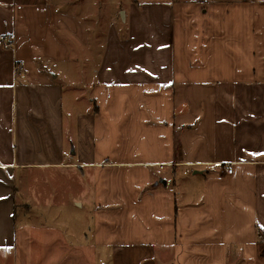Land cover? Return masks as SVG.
Here are the masks:
<instances>
[{
	"label": "crops",
	"instance_id": "crops-1",
	"mask_svg": "<svg viewBox=\"0 0 264 264\" xmlns=\"http://www.w3.org/2000/svg\"><path fill=\"white\" fill-rule=\"evenodd\" d=\"M119 5L0 0V264H264V0Z\"/></svg>",
	"mask_w": 264,
	"mask_h": 264
},
{
	"label": "rangeland",
	"instance_id": "rangeland-1",
	"mask_svg": "<svg viewBox=\"0 0 264 264\" xmlns=\"http://www.w3.org/2000/svg\"><path fill=\"white\" fill-rule=\"evenodd\" d=\"M55 1L58 2L59 0H55ZM86 1L88 3H93V4L98 3L100 5L98 7V10L101 11L103 9V7L106 6L107 4H112V5H115V6H119L120 7L119 2L122 1V0H84V2H86ZM211 1H214V0H211ZM116 15H117V12H116ZM105 16H106V13L105 12H99V20H100V22H102V20L105 18Z\"/></svg>",
	"mask_w": 264,
	"mask_h": 264
},
{
	"label": "built area",
	"instance_id": "built-area-1",
	"mask_svg": "<svg viewBox=\"0 0 264 264\" xmlns=\"http://www.w3.org/2000/svg\"><path fill=\"white\" fill-rule=\"evenodd\" d=\"M18 67H19L18 65L15 66V68H18ZM227 172L230 173L231 172V168H228Z\"/></svg>",
	"mask_w": 264,
	"mask_h": 264
}]
</instances>
